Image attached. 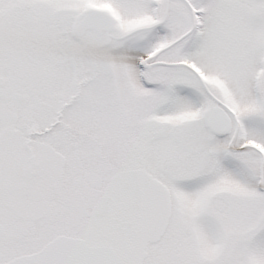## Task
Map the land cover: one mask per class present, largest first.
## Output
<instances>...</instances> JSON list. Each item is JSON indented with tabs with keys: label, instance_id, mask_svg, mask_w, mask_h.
I'll return each mask as SVG.
<instances>
[{
	"label": "snow or ice",
	"instance_id": "obj_1",
	"mask_svg": "<svg viewBox=\"0 0 264 264\" xmlns=\"http://www.w3.org/2000/svg\"><path fill=\"white\" fill-rule=\"evenodd\" d=\"M0 264H264V0H0Z\"/></svg>",
	"mask_w": 264,
	"mask_h": 264
}]
</instances>
